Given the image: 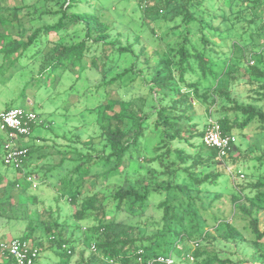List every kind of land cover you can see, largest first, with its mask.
Returning a JSON list of instances; mask_svg holds the SVG:
<instances>
[{
  "label": "trees",
  "instance_id": "trees-1",
  "mask_svg": "<svg viewBox=\"0 0 264 264\" xmlns=\"http://www.w3.org/2000/svg\"><path fill=\"white\" fill-rule=\"evenodd\" d=\"M127 2L125 12L134 3L139 16L129 14L124 35L118 25L124 21L105 16L93 0H0L3 111L17 99L25 103L30 92L44 95L33 107L34 128L51 129L56 121L41 119L36 105L47 107L60 95L55 90L65 72L74 75L71 89L85 79L83 95L97 94L90 108L95 127L58 123L51 136L28 145L22 168H15L25 179L0 176V222L25 223L16 237L38 248L36 264L51 251L58 264H70L76 242L91 249L77 264H139L140 250L144 258L171 255L173 264H245L224 255L221 241L247 245L253 253L246 264H264V148L250 140L249 157L241 160L237 141L221 161L203 142L209 120L196 121L200 108L212 116L219 105L214 119L223 133L245 136L254 124L264 130V0ZM243 77L251 84L246 100L230 89ZM11 90L17 93L7 100ZM49 142L56 149L52 164L42 152ZM65 164L71 167L57 190L75 207L72 223L60 207L43 217L39 186L31 188L26 177L43 173L44 183ZM230 164L248 177L224 193ZM155 194L161 200L152 203ZM11 240L0 236V264H18L1 246Z\"/></svg>",
  "mask_w": 264,
  "mask_h": 264
},
{
  "label": "rangeland",
  "instance_id": "rangeland-1",
  "mask_svg": "<svg viewBox=\"0 0 264 264\" xmlns=\"http://www.w3.org/2000/svg\"><path fill=\"white\" fill-rule=\"evenodd\" d=\"M96 4H99L102 11L104 12L105 16L111 15L112 17L120 18L122 23L118 24L120 26V30L124 31V35L128 34L129 30L127 26L125 25L126 22L129 19V14L133 15L135 18H138L139 12L135 14L134 12V3H131L130 5L127 6L126 12H125V7L127 5V0H93ZM69 31H71L69 29ZM157 32H160L157 30ZM125 39V37H124ZM252 45L251 43L248 45L247 48V55H249L253 49L251 50ZM243 60H240V62ZM245 61V60H244ZM243 61V62H244ZM239 62V61H238ZM251 62V61H250ZM246 62H244L245 64ZM253 63V62H251ZM239 65V64H238ZM242 65V64H240ZM88 74L91 75V77L98 78L97 75H94L92 71H88ZM60 84L55 88L56 93H60L57 97L51 98L49 100V104L47 107H41L39 105H36V108L38 111L42 112V118L41 119H46L50 118V120H55L56 124L51 128H44V127H35L33 128V132L30 136L27 137H20L18 140L23 142L21 145H29L30 143L36 141V138L39 136H51L53 132L59 127L58 123H62L65 125L66 128H72L73 125L80 126L81 122L83 123H88L90 124L89 127L92 129L95 127L97 124L95 122V114L90 112V108H93L97 104V99L94 95V92H91V94H86L83 95L82 89L88 85V83H85V79H82L79 81L75 86L74 89H71L70 86L74 82V75H72L69 72H65L63 76L61 77ZM16 80H12V82L9 83V87H13V83H15ZM57 83V82H56ZM93 84V80L89 82V84ZM68 89V90H66ZM230 89L232 90V93L235 97H237L240 100H246L249 97V94L251 93V84L247 81V77H243V79H238L231 81L230 83ZM1 91V89H0ZM16 90H11L9 91L8 94V99H11L13 96L16 94ZM4 95V94H2ZM2 95L0 96V111H3L5 109V104L4 101L5 99L2 100ZM12 95V97H10ZM55 96V95H54ZM44 95H34L33 92H30L26 99L25 103L21 99H17L12 103V106L14 107H27V108H32L36 104L35 102H38V99L43 98ZM5 98V97H4ZM75 103V104H72ZM50 108L52 111L51 114H49L47 108ZM219 105L216 106L213 109V114L212 116L209 115V113L206 112L205 107L200 108L198 112V117L196 118V121L199 123L200 126H204L207 121L210 119V117L213 118H218L219 117ZM80 128H78L79 130ZM3 131V130H2ZM1 131L0 128V136L4 137L3 132ZM246 135L243 136L242 134L237 133L235 131V135L237 136V141L239 144L242 146V158L243 160L245 157H249V152H248V145L249 141L253 140L257 147L261 150L264 148V130L258 128L256 124L252 125L249 127L246 131ZM1 140V139H0ZM41 142V141H40ZM61 143H65L64 140H60ZM20 143V142H19ZM45 143V142H44ZM50 148H45L43 149V153L47 152L48 155V160H46L49 163L54 162V158H56L55 153L56 149L52 147V145H55L53 142H49ZM59 148V147H58ZM258 154V153H257ZM244 156V157H243ZM36 158V157H35ZM37 159V158H36ZM59 159V156H58ZM2 158L0 156V168H2L4 171H16V169L12 166H6L2 164ZM229 168L227 169V174H228V180L226 184L222 187H220V190L224 193H228L233 186L241 184L242 182L246 181L248 175H245L244 177H240V175L235 174V164H230L228 165ZM68 167H71L68 164H65L62 169L56 170L50 177V179L44 183L39 184V187L36 189V194L39 199L41 200L40 203L37 202L38 207L42 209V216L46 217L48 215V211L46 210L47 208L52 207V209H57L61 208V216L62 219L69 218L70 223L74 222L72 213L75 210V207L72 205V203L69 202L64 197H61L58 195V190L57 186H61L60 182V177L67 175L68 174ZM239 169H244V164L238 165ZM222 170V169H221ZM35 174H38L37 172H34ZM243 173H246L245 171ZM43 173H40V176ZM62 174V175H60ZM247 174V173H246ZM235 175V176H234ZM39 176V180H40ZM22 179H25L24 176ZM95 182V178H91L87 184L84 185L83 187V194L86 192H89L90 189L92 188V183ZM114 182H111L109 184V188L113 186ZM107 187V186H106ZM152 203H157L159 200H161V196L158 194L153 195ZM81 201V199H80ZM36 207V206H35ZM158 219L160 218L159 214L157 212L153 213ZM155 217V218H156ZM25 228V223L23 222H14L12 224H8L7 222H0V236L5 235L8 240H11L18 236L21 231ZM72 228L70 227L69 230ZM76 237H78V232H76ZM79 238V237H78ZM218 249L223 252L224 255H230L233 256L234 258L237 259H244L245 264L249 261V258L251 257L253 250L250 248L248 249L247 245L244 246V244H241V246H235L233 243H223L218 242L217 243ZM91 249L87 248L85 244L83 243H77L74 248V256L70 262V264H77V261L81 258V254L83 253L85 257L89 256ZM41 249V253H42ZM45 254V253H44ZM41 254V259H40V264H58L56 262V257L54 251L49 252L47 257L45 258V255ZM39 264V263H38Z\"/></svg>",
  "mask_w": 264,
  "mask_h": 264
},
{
  "label": "built area",
  "instance_id": "built-area-1",
  "mask_svg": "<svg viewBox=\"0 0 264 264\" xmlns=\"http://www.w3.org/2000/svg\"><path fill=\"white\" fill-rule=\"evenodd\" d=\"M38 122V114L27 107H12L3 111L0 115V128L3 131H8L9 141L5 144L3 160L6 165L12 166L16 169H21L24 159L29 153L28 145H21L17 143L20 137L30 136L33 132L34 125ZM203 142L207 146L214 147L219 152L221 161L228 156L234 143L237 142L235 134H225L222 131L221 124L218 120L210 118L205 129ZM229 166H227V169ZM27 180L31 188L35 189L39 186V176L35 173L28 174ZM240 177H244L241 173ZM197 246L198 243L196 242ZM3 248H8L9 253L16 259L18 264H36L39 257L37 247L32 246L28 241L18 237L13 238L7 245L2 243ZM64 247H67L64 244ZM95 249V246H93ZM71 253V250L68 249ZM138 257L139 264H154L156 262L173 264L176 260L171 255H157L150 258H144L143 250H140ZM190 260L194 259L192 254H189Z\"/></svg>",
  "mask_w": 264,
  "mask_h": 264
},
{
  "label": "crops",
  "instance_id": "crops-1",
  "mask_svg": "<svg viewBox=\"0 0 264 264\" xmlns=\"http://www.w3.org/2000/svg\"><path fill=\"white\" fill-rule=\"evenodd\" d=\"M2 131V130H1ZM4 134V137L0 136V156L1 158L4 155V149H5V144L9 141V136L5 131H2ZM20 142V143H19ZM18 144H22L23 142L17 140ZM7 166V165H6ZM4 175L3 177L5 179H14V178H18V177H23V175L21 173H19L18 171H4L2 168H0V176Z\"/></svg>",
  "mask_w": 264,
  "mask_h": 264
}]
</instances>
